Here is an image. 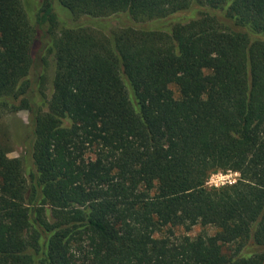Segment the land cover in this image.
I'll list each match as a JSON object with an SVG mask.
<instances>
[{
  "label": "trees",
  "instance_id": "16d2710c",
  "mask_svg": "<svg viewBox=\"0 0 264 264\" xmlns=\"http://www.w3.org/2000/svg\"><path fill=\"white\" fill-rule=\"evenodd\" d=\"M35 3L0 0V264H264V0Z\"/></svg>",
  "mask_w": 264,
  "mask_h": 264
},
{
  "label": "rangeland",
  "instance_id": "374dc122",
  "mask_svg": "<svg viewBox=\"0 0 264 264\" xmlns=\"http://www.w3.org/2000/svg\"><path fill=\"white\" fill-rule=\"evenodd\" d=\"M30 8L33 10L36 7V0H27ZM58 15L64 23L73 22V20L59 8H57ZM121 16H112L109 20L102 21L101 24L109 23L111 26H117L120 24ZM86 20V19H79ZM172 20L165 22H159L157 25L169 26ZM45 34L43 29L38 30V41L35 45L34 50V61L33 66L29 72V78L35 81L42 74L45 77V81L42 85L44 93L47 97L50 96L51 92V78L53 74V62L50 56L44 57L45 54ZM0 138L3 142L7 143L11 148L8 153L9 156H26L27 142L29 140V123H28V112L27 110L20 109L15 113H8L0 117ZM201 230V227L196 225L190 230L191 235L197 234ZM208 232H212L213 229L206 227ZM180 229H176V233H180Z\"/></svg>",
  "mask_w": 264,
  "mask_h": 264
},
{
  "label": "built area",
  "instance_id": "2783aa9c",
  "mask_svg": "<svg viewBox=\"0 0 264 264\" xmlns=\"http://www.w3.org/2000/svg\"><path fill=\"white\" fill-rule=\"evenodd\" d=\"M237 176L238 173L233 171L212 173L208 177L206 184L208 186H219L227 183H232L236 180Z\"/></svg>",
  "mask_w": 264,
  "mask_h": 264
}]
</instances>
